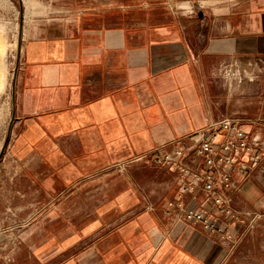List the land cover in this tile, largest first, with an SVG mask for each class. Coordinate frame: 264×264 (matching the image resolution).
Returning <instances> with one entry per match:
<instances>
[{"label":"crops","instance_id":"0c3cea01","mask_svg":"<svg viewBox=\"0 0 264 264\" xmlns=\"http://www.w3.org/2000/svg\"><path fill=\"white\" fill-rule=\"evenodd\" d=\"M53 2L24 30L0 264H264V153L230 166L238 219L216 215L230 237L171 207L214 210L204 192L182 194L189 176L116 166L222 117L264 135V0ZM233 62L257 81L228 85L219 72Z\"/></svg>","mask_w":264,"mask_h":264},{"label":"built area","instance_id":"2783aa9c","mask_svg":"<svg viewBox=\"0 0 264 264\" xmlns=\"http://www.w3.org/2000/svg\"><path fill=\"white\" fill-rule=\"evenodd\" d=\"M221 70L229 77L230 84L243 81L245 70L238 64L225 63ZM240 153H251L253 159H260L264 153V136L252 138L238 119L222 117L211 120L205 128L170 148H157L116 166L124 169L129 164L143 163L173 168L182 175L189 176L182 182V194L195 195L202 191L214 210L189 207L181 199L172 201L171 207L179 209L180 216L186 221L200 223L205 230L230 237V231L217 222L216 215L224 216L228 221L238 219V215L231 209L237 183L232 177L230 166L238 164L242 170L249 168L246 160L237 158L236 155ZM200 157L204 158V167L201 166Z\"/></svg>","mask_w":264,"mask_h":264},{"label":"rangeland","instance_id":"374dc122","mask_svg":"<svg viewBox=\"0 0 264 264\" xmlns=\"http://www.w3.org/2000/svg\"><path fill=\"white\" fill-rule=\"evenodd\" d=\"M23 4V33L26 24H28L32 18L39 16L47 17L49 13H53L55 9L59 8L57 7V3H54L53 0H23ZM180 9L194 12V7L192 5L189 6V8ZM20 31L21 14L19 0H0V87L2 84L4 86L0 90V149L6 136L12 114V75L15 66L21 61V56L19 57L17 55V46L20 45L22 50L24 34L20 36ZM247 71L248 72L245 73L243 72V81L249 79L250 82H256L260 71L253 66L252 69H247ZM219 75L222 80L230 85V79L223 73V70L220 69ZM244 124L245 122L243 121V125ZM249 216L251 220L256 218V215Z\"/></svg>","mask_w":264,"mask_h":264},{"label":"water","instance_id":"95a60500","mask_svg":"<svg viewBox=\"0 0 264 264\" xmlns=\"http://www.w3.org/2000/svg\"><path fill=\"white\" fill-rule=\"evenodd\" d=\"M20 3V14H21V31H20V36L23 34L22 29H23V17H24V4L23 0H19ZM18 72H19V62L14 68V73H13V83H12V114L11 118L8 124L6 136L4 138V141L2 143L1 149H0V162L4 156L5 150L8 146L10 137H11V132H12V127L13 123L15 121L16 117V111H15V96H16V84H17V78H18Z\"/></svg>","mask_w":264,"mask_h":264},{"label":"bare ground","instance_id":"6f19581e","mask_svg":"<svg viewBox=\"0 0 264 264\" xmlns=\"http://www.w3.org/2000/svg\"><path fill=\"white\" fill-rule=\"evenodd\" d=\"M24 34V33H23ZM23 34H22V36H23ZM17 55L20 57L21 56V47H20V45H18L17 46ZM13 73H14V71H13ZM12 83H13V75H12ZM4 86H3V84L1 85V87H0V90L3 88ZM11 89H12V84H11Z\"/></svg>","mask_w":264,"mask_h":264}]
</instances>
